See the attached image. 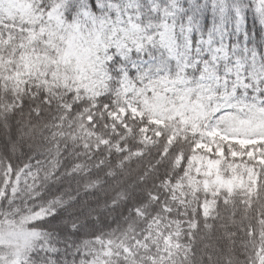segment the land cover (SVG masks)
I'll list each match as a JSON object with an SVG mask.
<instances>
[{
    "label": "trees",
    "instance_id": "trees-1",
    "mask_svg": "<svg viewBox=\"0 0 264 264\" xmlns=\"http://www.w3.org/2000/svg\"><path fill=\"white\" fill-rule=\"evenodd\" d=\"M169 82L264 119L253 1L0 0V220L32 234L18 264H256L264 142L261 161L196 148L149 99ZM127 100L140 119L114 117Z\"/></svg>",
    "mask_w": 264,
    "mask_h": 264
},
{
    "label": "rangeland",
    "instance_id": "rangeland-1",
    "mask_svg": "<svg viewBox=\"0 0 264 264\" xmlns=\"http://www.w3.org/2000/svg\"><path fill=\"white\" fill-rule=\"evenodd\" d=\"M228 0H215L220 8ZM255 10L258 13L259 21L264 27V0H252ZM148 61L141 62L146 64ZM146 73V72H145ZM140 83H143L142 79ZM147 84L143 90L146 91ZM162 84L153 86L149 99L156 100L160 104L161 99L169 102V108L165 111L168 120L176 119L181 130L184 132L198 131L199 137L196 148L223 155L224 150L217 147L216 140L225 143H235L246 152L229 153L232 156H245L249 159L262 160L261 149L258 143L264 142V137H260V131H264V119H258L253 115V110L248 109V105H241L238 112L232 113L231 106H223V98L217 99L213 90H204L199 87L189 85L193 92L191 97L187 87L181 82H169L162 90ZM149 90V89H148ZM251 107L255 105L251 103ZM119 112L114 114L118 120H122L125 114L132 117L141 118L138 106L127 100L125 108H119ZM258 113L264 115V109H259ZM164 114V113H163ZM148 126L142 128L143 139L148 140L150 132H154L164 125L163 120L154 117L148 121ZM158 135V133H156ZM31 220V219H30ZM32 234L20 227H12L10 224L0 220V264H18L20 253L30 242ZM257 264H264V233L261 235L260 246L257 250Z\"/></svg>",
    "mask_w": 264,
    "mask_h": 264
}]
</instances>
